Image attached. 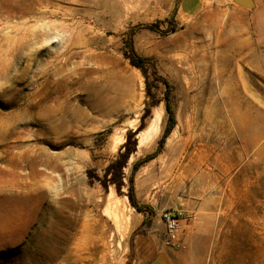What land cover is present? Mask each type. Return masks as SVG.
<instances>
[{"label":"rangeland","instance_id":"374dc122","mask_svg":"<svg viewBox=\"0 0 264 264\" xmlns=\"http://www.w3.org/2000/svg\"><path fill=\"white\" fill-rule=\"evenodd\" d=\"M208 1L207 24L183 17L181 0H0V264H264V97L246 96L262 108L259 126L247 128L234 103L244 96L201 93L203 80L241 69L221 45L229 0ZM130 38L170 83L176 121L133 176L138 203L155 214L146 233L126 194L134 164L168 127L167 88L149 65L147 96L126 57ZM156 101L121 194L105 189L93 176L103 177ZM240 138L263 140L247 152ZM220 169L230 171L226 192L223 180L221 191L213 185ZM192 190L225 203L205 219L189 212L181 247L167 246L156 212L182 210Z\"/></svg>","mask_w":264,"mask_h":264},{"label":"crops","instance_id":"0c3cea01","mask_svg":"<svg viewBox=\"0 0 264 264\" xmlns=\"http://www.w3.org/2000/svg\"><path fill=\"white\" fill-rule=\"evenodd\" d=\"M227 9H220V15L229 16L226 23V31L229 35L223 40L225 53L230 55L231 61L239 62V70H225L215 76L218 82L203 80L200 88H204L201 93L224 94L237 97L234 103L239 104L238 110L245 117L244 126L247 128H257L261 123L260 114L262 108L247 101V95L256 96V99L263 101L264 97V0H229ZM208 0H181L179 13L185 18L196 20L202 18L205 23H210L214 11L208 5ZM215 23V24H214ZM215 26L218 21L214 22ZM198 28V27H197ZM198 30H201L199 27ZM228 37V38H227ZM232 103V98L227 102ZM263 104V103H262ZM263 138H240L241 143L247 152H253L261 143ZM223 180L224 189H231L230 171L220 169L215 173L214 187L216 191H221L220 182ZM221 193H216L212 199H207L204 194L192 190L191 194L183 197L177 207L192 213L197 218L205 219L217 215L221 206L225 203ZM156 211V210H155ZM163 210L156 212V216H162ZM195 231V230H194ZM196 233H201L198 229Z\"/></svg>","mask_w":264,"mask_h":264},{"label":"trees","instance_id":"16d2710c","mask_svg":"<svg viewBox=\"0 0 264 264\" xmlns=\"http://www.w3.org/2000/svg\"><path fill=\"white\" fill-rule=\"evenodd\" d=\"M173 30H176L178 28V24H173ZM129 52L126 54V57L129 59L130 64L142 71L146 78V92L148 97H152V84L150 83V75H149V65H152L151 68V76L153 77L155 83H161L167 88V94H166V111L168 114V127L166 128V131L163 135V137L160 139L158 143V147L156 151L147 156L145 159L137 161L134 166H133V173L130 178V185L128 187V193L126 196L129 199V202L131 206L138 212L146 215L145 219L142 221L141 226L137 230L138 233H146L150 230L152 226V222L154 219V210L145 205H140L136 199L135 192H134V182H133V176L134 174L139 170V168L146 162L152 160L156 156H158L166 143L167 137L171 134L175 127V113L173 111V107L169 101V93H170V88L171 85L170 83L164 79L162 76H160L158 69L156 66L151 62L150 60L146 58L140 57L133 46L132 38L129 40ZM159 102L156 101L151 105H148L145 109V113L142 116V125L139 127V129L135 132L129 131L127 134V140L124 146L121 149V152L119 154V157L111 162L108 167L105 169L103 177H96L97 180L101 183V185L105 188L108 189L111 185L115 187L116 191L118 194H121V191L123 187L125 186L124 183V168L127 166L128 161L130 157L137 151V146H138V140L136 139L137 134L144 129L145 125V120L150 116L151 114V109L152 107L158 105ZM90 175H94L92 172H90ZM92 177V176H91Z\"/></svg>","mask_w":264,"mask_h":264},{"label":"built area","instance_id":"2783aa9c","mask_svg":"<svg viewBox=\"0 0 264 264\" xmlns=\"http://www.w3.org/2000/svg\"><path fill=\"white\" fill-rule=\"evenodd\" d=\"M191 220V216L184 210L166 211L162 214V221L166 230L163 242L174 248L181 247L180 231Z\"/></svg>","mask_w":264,"mask_h":264},{"label":"bare ground","instance_id":"6f19581e","mask_svg":"<svg viewBox=\"0 0 264 264\" xmlns=\"http://www.w3.org/2000/svg\"><path fill=\"white\" fill-rule=\"evenodd\" d=\"M113 226L115 227L116 232L118 234L123 235L125 228L122 226L121 222L119 220H117L116 218L114 219Z\"/></svg>","mask_w":264,"mask_h":264},{"label":"water","instance_id":"95a60500","mask_svg":"<svg viewBox=\"0 0 264 264\" xmlns=\"http://www.w3.org/2000/svg\"><path fill=\"white\" fill-rule=\"evenodd\" d=\"M236 2H238L239 0H235Z\"/></svg>","mask_w":264,"mask_h":264}]
</instances>
